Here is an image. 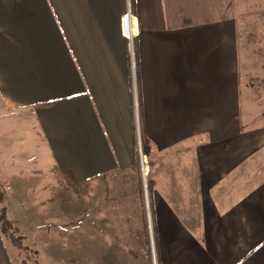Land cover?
Segmentation results:
<instances>
[{
  "label": "crops",
  "instance_id": "1",
  "mask_svg": "<svg viewBox=\"0 0 264 264\" xmlns=\"http://www.w3.org/2000/svg\"><path fill=\"white\" fill-rule=\"evenodd\" d=\"M252 4L264 0H0V116L29 115L51 164L0 177L25 242L39 252L49 232L32 204L24 226L44 229L29 238L9 196L47 194L58 170L64 188L119 185L111 213L98 197L81 225L106 228L91 264H264V109L240 37L263 11Z\"/></svg>",
  "mask_w": 264,
  "mask_h": 264
},
{
  "label": "rangeland",
  "instance_id": "2",
  "mask_svg": "<svg viewBox=\"0 0 264 264\" xmlns=\"http://www.w3.org/2000/svg\"><path fill=\"white\" fill-rule=\"evenodd\" d=\"M258 8L263 9V11L258 12V14L261 13L260 17L243 21L240 37L244 42L243 48L245 50L242 51L248 55L247 64L244 68L246 75L243 80L248 83L251 97L249 99L253 103L254 109L257 107L261 110L264 109V5L252 4L248 7L249 10ZM137 38L138 35L134 38L133 53L128 48L127 40H125L127 52L132 62L134 61ZM23 116L24 118L15 115L0 116V177H4L6 174L11 176L16 171L24 176H32L35 175L33 173L39 171H50L51 164L41 147L43 144L39 142L40 137L36 135L35 129H33L30 116L26 114H23ZM6 138L11 139L9 146L6 143ZM139 148V166L142 177V174L145 173L144 164H147V162L143 154L142 144ZM37 154L40 158H37ZM23 156L24 158H22ZM57 173L53 179L48 180L51 182L52 187L50 186L49 192L45 195L43 192L31 196L13 192L14 194L9 196L11 199L9 206L18 209L15 212L16 219L18 223H21L24 233L29 238L44 229V227L24 226V223L30 222L29 213L33 208L32 204L35 205L33 209L36 212L37 220L42 224H46L44 230L49 232V242L41 244L39 252L33 249L31 243L23 240V236L17 228L8 224L5 214L6 202L1 200L5 191L0 184V216H5V222H0V235L14 264H35L34 261L39 262V264H91L90 262L96 261V247L98 249L103 247L102 243L96 242V235L99 229L103 231L106 228L95 226L93 228L90 225L83 228L81 225L84 224L85 219L96 218L95 207L101 205L99 198L103 200L105 209L111 213L109 205L112 195L109 189L119 185L110 186L107 189L109 195H102V188L98 190L101 195H98L95 187L93 190L82 192L79 185L75 184L64 188L63 182L68 180L60 177ZM116 198L118 206L127 204V202L124 203L126 196L122 193L117 192ZM20 201L21 204H19ZM44 208H48L50 214L47 222H45L42 214L47 211ZM37 209H39L41 215H39ZM85 214H87V217H85Z\"/></svg>",
  "mask_w": 264,
  "mask_h": 264
},
{
  "label": "built area",
  "instance_id": "3",
  "mask_svg": "<svg viewBox=\"0 0 264 264\" xmlns=\"http://www.w3.org/2000/svg\"><path fill=\"white\" fill-rule=\"evenodd\" d=\"M129 14L131 15L132 19L134 18V21L136 22V26H137V28H136V35H135V37H136L138 35V33H139V30H138V19H137L136 14H134L132 8L129 6V3L127 5V8H126L124 14L121 16V26H122V22L124 21L125 17L127 15L129 16ZM121 31H122V29H121ZM123 34H124V32H123ZM124 38L128 42V48L130 49L131 53H133V49H134L133 42H134V39H133V41L130 42L129 39L126 36H124Z\"/></svg>",
  "mask_w": 264,
  "mask_h": 264
},
{
  "label": "trees",
  "instance_id": "4",
  "mask_svg": "<svg viewBox=\"0 0 264 264\" xmlns=\"http://www.w3.org/2000/svg\"><path fill=\"white\" fill-rule=\"evenodd\" d=\"M0 222L1 223H4L5 222V216L4 215H1L0 216ZM3 230H4V226H3Z\"/></svg>",
  "mask_w": 264,
  "mask_h": 264
}]
</instances>
